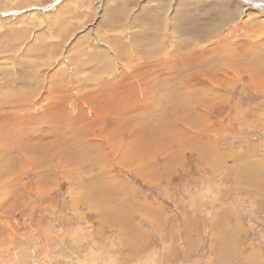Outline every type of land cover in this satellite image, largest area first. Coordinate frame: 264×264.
<instances>
[{
	"label": "rangeland",
	"instance_id": "rangeland-1",
	"mask_svg": "<svg viewBox=\"0 0 264 264\" xmlns=\"http://www.w3.org/2000/svg\"><path fill=\"white\" fill-rule=\"evenodd\" d=\"M248 4L0 0V264H264Z\"/></svg>",
	"mask_w": 264,
	"mask_h": 264
},
{
	"label": "bare ground",
	"instance_id": "bare-ground-1",
	"mask_svg": "<svg viewBox=\"0 0 264 264\" xmlns=\"http://www.w3.org/2000/svg\"><path fill=\"white\" fill-rule=\"evenodd\" d=\"M243 1H245V2H247V3H249L248 5L249 6H251V7H254L255 8V6H256V9L258 10V11H263L262 9H264V0H243ZM190 4V3H189ZM262 7V8H261ZM230 18H231V13H219V16H217V22L218 23H220L221 22V20L223 21V20H225V19H229L230 20ZM214 21H215V19H213ZM220 27H221V24L220 25H216V26H214V27H212V28H210V29H208L206 32H205V34L204 35H210V34H212V33H214L215 31H217V30H219L220 29ZM160 49V50H159ZM164 47L163 46H161V48H157V51H142V53L143 54H146L147 53V55H156V56H159V55H161L163 52H164ZM148 52H149V54H148ZM156 53V54H155ZM172 54H173V56L174 55H176V51H173V50H169L168 52H167V56H169V55H171L172 56ZM191 54V53H190ZM164 56H165V54H163V55H161L160 56V58L162 59L163 58V60H161V61H164ZM172 56V57H173ZM176 57V56H175ZM170 59V58H169ZM176 59V58H175ZM165 60H167V59H165ZM157 61V60H156ZM172 61V60H171ZM226 67V66H225ZM258 70V69H257Z\"/></svg>",
	"mask_w": 264,
	"mask_h": 264
}]
</instances>
